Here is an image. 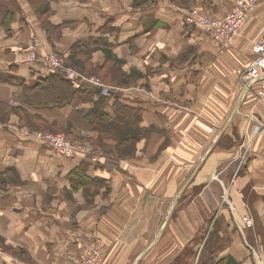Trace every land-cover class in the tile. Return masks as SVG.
I'll list each match as a JSON object with an SVG mask.
<instances>
[{"label":"crops","instance_id":"crops-1","mask_svg":"<svg viewBox=\"0 0 264 264\" xmlns=\"http://www.w3.org/2000/svg\"><path fill=\"white\" fill-rule=\"evenodd\" d=\"M236 1L21 0L0 29V259L74 264L101 242L106 264H264V103L245 79L264 3L226 49L191 17L223 18ZM52 52L122 90L121 105L103 107V123L121 127L105 137L108 154L90 147L99 90L62 109L25 105V89L55 72ZM36 117L71 123L100 160L38 145L21 124ZM249 140L232 186L236 148Z\"/></svg>","mask_w":264,"mask_h":264},{"label":"built area","instance_id":"built-area-1","mask_svg":"<svg viewBox=\"0 0 264 264\" xmlns=\"http://www.w3.org/2000/svg\"><path fill=\"white\" fill-rule=\"evenodd\" d=\"M261 3H264V0H237L235 7L223 18L200 15L197 10H194L191 13L192 22H196L195 24L203 29L205 35H208L220 47L226 49L231 45L235 36L239 34L250 14L254 12ZM252 52L254 59L245 79L248 84L258 85L259 90L257 98L264 103V34L254 43ZM33 60L34 57H32L30 61ZM46 62L52 71H65L67 80L91 88L93 87V89L99 90L103 96H118L122 94V90L118 88L106 86L96 78L87 77L75 69L66 67L64 60L55 53H50ZM0 128H2L1 125ZM257 130H260V127H258ZM32 136H34L37 144L54 149L65 158H74L86 151L85 147L83 148L82 146L74 144L64 137L61 138L44 133H34ZM246 222L252 225V221L247 219ZM106 251V247L101 242H97L96 245H89L86 255L76 259L74 264H103L105 260L104 253ZM1 262H3V260H1Z\"/></svg>","mask_w":264,"mask_h":264},{"label":"trees","instance_id":"trees-1","mask_svg":"<svg viewBox=\"0 0 264 264\" xmlns=\"http://www.w3.org/2000/svg\"><path fill=\"white\" fill-rule=\"evenodd\" d=\"M22 1H25L32 6H36L35 0ZM47 4L48 0L45 1L44 7L47 8ZM20 13L21 0H0V29L9 31L11 25L15 22L18 14ZM62 59L65 60L66 67L75 69L82 73L83 65L80 64V62L74 60V57L71 58L72 62L69 59V61H67V59L65 58ZM86 91H95V93L98 92L96 89L67 80L65 71L54 73L51 72L47 77L39 78L33 88L25 89L26 96L24 97V103L26 106L35 110L62 109L64 107H67L77 94H84L86 93ZM121 95L122 94H119L118 96H102L100 94L98 108L95 110V112L91 113V116L95 115L94 118L96 117V119L98 120H96V123L95 120H92L90 125H88V128L90 127L92 130L96 131L99 134L96 139L92 140L93 142L91 144L93 145L94 149L102 147L100 145H105V137H108V135H119L121 127L116 122L114 123L113 121H111L107 124L103 123L108 118V116L103 111V107L106 106L111 100H113L114 103H117L116 105H121ZM117 117H119L118 111ZM21 124L22 126L29 127L33 133H35L34 131L41 130H56L66 134L69 137H72V139H74L75 141H83L82 139H84L76 136L75 132L72 129L71 123H58L55 121L48 122L46 120L42 121L40 118L36 117V119H26V121L22 119ZM72 134L76 137H74ZM97 145L98 147H96Z\"/></svg>","mask_w":264,"mask_h":264},{"label":"rangeland","instance_id":"rangeland-1","mask_svg":"<svg viewBox=\"0 0 264 264\" xmlns=\"http://www.w3.org/2000/svg\"><path fill=\"white\" fill-rule=\"evenodd\" d=\"M46 1V0H45ZM45 1L44 0H35V4L36 5H38L39 7H40V9H43L44 8V4H45ZM246 22V21H245ZM3 30V29H2ZM53 53V52H52ZM49 55V54H48ZM57 55V54H56ZM58 56V55H57ZM48 57V56H47ZM59 57V56H58ZM254 59V58H253ZM64 60V59H63ZM64 62H65V60H64ZM97 74V72L96 73H94V75H92V77L93 78H95V75ZM83 75H85V76H87V77H91L90 76V74L88 75V74H85V73H83ZM96 79L99 81V82H101L102 84H104V85H106V86H110V85H107V84H105V83H103L101 80H99L97 77H96ZM86 86V85H85ZM89 87V86H88ZM91 88V87H90ZM93 88V87H92ZM112 88H117V87H112ZM122 96V95H121ZM119 98V97H118ZM124 97L122 96L121 97V99H123ZM120 99V98H119ZM1 125V124H0ZM1 126H3V125H1ZM147 131V130H146ZM261 131V130H260ZM35 132V134H37V133H44V134H50V135H55V136H57V137H61V138H65L66 140H68V141H70V142H72V143H74V144H77V145H79V146H82L83 148L85 147V149H86V151L84 152V153H82V154H80V155H78V156H76V157H74V158H65V157H63L62 155H61V157H63V158H65V159H75V158H78V157H81L82 155H86L87 157H88V154L90 155V154H93L91 151H90V148H89V146L88 145H86L85 143H82L81 141L79 142V141H75L74 139H72V137H69V136H67L66 134H64V133H62V132H59V131H56V130H54V131H52V130H41V131H34ZM255 132H259V130H257V128H255V129H253V133H255ZM34 133L32 132V135H33ZM148 134V133H147ZM32 135H30V137H31V139L33 140V141H35V139H34V136H32ZM73 135V134H72ZM74 137H76L75 135H73ZM136 136L137 135H134V137L132 138V141L134 140V142L136 141ZM141 138H144V140H145V142H146V148L148 147V143H149V140H150V138L148 137V135H147V137L146 136H144V134H142L141 135ZM131 141V142H132ZM84 142V141H83ZM251 142H253V140H249V141H247L246 143H244V144H240L237 148H236V156L235 155H231V157L232 158H230V159H234L235 157H239V159L238 160H235L234 159V161H233V164H235V169H234V171H233V174H232V176H231V184H232V186L233 185H235V183L237 182V180H238V178L240 177V175H241V173H242V171L244 170V168L248 165V163H250L249 162V160H250V158H249V154H250V149H251V145H250V143ZM87 143H88V141H87ZM89 145H90V143H88ZM39 145V144H38ZM233 143L231 142V141H229V142H227V144H226V146L225 147H227V149H231L232 147H233ZM40 146H43V147H45V148H48L47 146H44V145H40ZM88 146V147H87ZM100 146H102V147H98V145L96 146V147H98L97 148V150L98 151H100V152H103L104 154H108L107 152H109V150H105L104 149V147H106L107 146V144H105V145H100ZM90 147H92V148H94L93 147V145L91 144L90 145ZM48 149H51V148H48ZM51 150H54V149H51ZM56 153H58L56 150H54ZM107 151V152H106ZM59 154V153H58ZM60 155V154H59ZM100 155V154H99ZM235 156V157H234ZM83 157H85V156H83ZM100 156H98V155H96V154H94V155H91V157H88V158H90L91 159V161H94L95 163H97L98 162V160H100V158H99ZM102 157V156H101ZM104 162H105V160L104 159H102ZM101 162V161H100ZM219 174L221 175V171H219V173H217V175H216V177L218 178L219 177ZM226 193H225V195H223L224 197H223V200H227V194H228V190H226L225 191ZM89 245H96V243H91V244H89ZM88 245V246H89ZM87 246V247H88ZM2 251H3V249H2ZM4 252V251H3ZM86 252H87V248H86V251H85V254L82 256V257H84L85 255H86ZM0 253H1V248H0ZM10 255V254H9ZM10 259H8V258H5L4 256H3V262H1V260L2 259H0V264H21L19 261V258L18 257H15V256H13V255H10ZM104 257H105V260H104V263L103 264H106V259H107V251L104 253ZM81 258V257H80ZM19 260V261H18Z\"/></svg>","mask_w":264,"mask_h":264},{"label":"water","instance_id":"water-1","mask_svg":"<svg viewBox=\"0 0 264 264\" xmlns=\"http://www.w3.org/2000/svg\"><path fill=\"white\" fill-rule=\"evenodd\" d=\"M100 92V91H99Z\"/></svg>","mask_w":264,"mask_h":264}]
</instances>
